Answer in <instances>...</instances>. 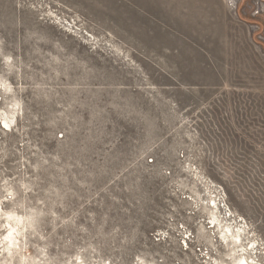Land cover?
<instances>
[{"label":"rangeland","instance_id":"1","mask_svg":"<svg viewBox=\"0 0 264 264\" xmlns=\"http://www.w3.org/2000/svg\"><path fill=\"white\" fill-rule=\"evenodd\" d=\"M116 5L0 0V264H264V0Z\"/></svg>","mask_w":264,"mask_h":264},{"label":"bare ground","instance_id":"2","mask_svg":"<svg viewBox=\"0 0 264 264\" xmlns=\"http://www.w3.org/2000/svg\"><path fill=\"white\" fill-rule=\"evenodd\" d=\"M2 120H3V123L5 126L9 125L8 124L9 121L6 120V118H2ZM214 202H213V204L216 205ZM18 221H19V219L17 220V222ZM14 226L15 225L10 226L11 231L9 232L10 235L7 236V238H8V242L11 245L16 246V243L13 241L16 239V236H12L13 234L16 233V231H14ZM240 229L241 228H237L236 230L230 229L228 226H226L225 230L222 229L221 232H222L223 239L227 240L228 244L233 243V245H234V248L232 247L233 248L232 255L235 256V262H237L235 264H250L253 262H252V260H251V262H249V260L244 256V254H246V252H247V248L243 247L242 240H241V237H242L241 235L244 234L245 231H243V230L240 231ZM241 232H242V234H241ZM237 247H241L242 249L244 248V250H243L244 252L241 251L242 253H239V249Z\"/></svg>","mask_w":264,"mask_h":264},{"label":"crops","instance_id":"3","mask_svg":"<svg viewBox=\"0 0 264 264\" xmlns=\"http://www.w3.org/2000/svg\"><path fill=\"white\" fill-rule=\"evenodd\" d=\"M109 1H111V3L113 4L112 8H115V5H116V2H117V1L124 2V1H126V0H109ZM116 6H117V5H116Z\"/></svg>","mask_w":264,"mask_h":264}]
</instances>
